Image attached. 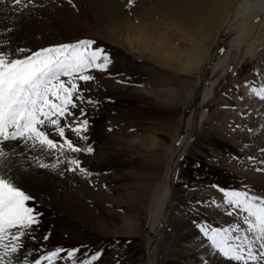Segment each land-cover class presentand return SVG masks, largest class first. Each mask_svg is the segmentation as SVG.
<instances>
[{"label": "rangeland", "instance_id": "1", "mask_svg": "<svg viewBox=\"0 0 264 264\" xmlns=\"http://www.w3.org/2000/svg\"><path fill=\"white\" fill-rule=\"evenodd\" d=\"M214 1L38 0L40 7L23 12L11 0L0 3V45L34 51L88 38L110 56L106 71L90 70L95 79L81 83L90 126L87 143H78L93 152L74 155L90 175L67 171L66 164L52 167L48 153L19 141L5 148L15 155L0 157V174L33 196L30 203L41 214L35 240H25L27 249L44 254L80 247L89 255L102 252L94 264H148L152 237L154 264H233L203 232L236 223L246 227L240 216L229 215L233 209L220 189L246 188L264 196V99L256 95L264 89V44L256 58L214 74L212 65L232 35L223 33L213 46L211 24L198 19L232 0ZM130 17H139L150 41L144 55L129 49L124 32ZM187 46L201 54L210 50L212 57L199 70L185 69V53L178 64L170 54ZM218 77L213 97L199 108L203 89ZM89 98L98 103H87ZM191 114V141L175 167L163 225L155 234L150 222L156 200L167 187L168 167Z\"/></svg>", "mask_w": 264, "mask_h": 264}, {"label": "snow or ice", "instance_id": "2", "mask_svg": "<svg viewBox=\"0 0 264 264\" xmlns=\"http://www.w3.org/2000/svg\"><path fill=\"white\" fill-rule=\"evenodd\" d=\"M11 3L20 12L41 6L38 0H11ZM131 3L133 0H129ZM96 45L95 40L88 38L34 51L23 48L13 51L8 42L0 45V157L7 160L9 155H15L14 150L6 152L5 148L8 142L19 141L48 153L54 161L52 167L66 164L67 171L90 175L74 154L93 152L92 146L81 147L78 141L87 143L90 126L82 106L87 90L81 88V83L95 79L87 74L90 70L106 71L110 63L109 54ZM256 95L264 99V89ZM86 102L98 103L90 98ZM49 128L52 133L47 131ZM260 163L264 165V161ZM40 166L46 168L49 164ZM220 191L224 202L233 209L229 215L240 216L246 227L240 223L227 228L207 227L203 234L217 253L233 264H264V196L246 188ZM34 200L0 174V264H63L65 260L72 264H94L101 258L100 250L89 255L80 247H56L44 254L27 249L25 240H35L33 231L40 222L41 214L30 203ZM77 254L84 258L78 260Z\"/></svg>", "mask_w": 264, "mask_h": 264}, {"label": "bare ground", "instance_id": "3", "mask_svg": "<svg viewBox=\"0 0 264 264\" xmlns=\"http://www.w3.org/2000/svg\"><path fill=\"white\" fill-rule=\"evenodd\" d=\"M214 2L217 3L218 1L216 2L215 0ZM225 4L224 8L221 7L222 5L219 3L218 6L216 4L213 5L212 11H210L209 8L210 12H204L203 14L205 15L201 14L202 16H199L200 18L198 19V21H201V18H204V21L207 19L205 24L207 25V22L208 24H211L210 27L212 31L215 32L213 46L217 44V41H219L223 33H229L232 35V39L229 41L228 48L226 49L224 55L212 65L214 74L218 72H221V74H226L229 69L236 70L244 63L245 60L256 58L258 51L264 44V35L262 33L264 28V0H232L230 6L229 4L228 6ZM138 19L139 17H137L135 21H132V18L126 19V23L129 24L128 26H125L127 29L124 33L127 35V41L130 46L129 49L135 53L144 55L146 49L149 47L150 41L145 39L144 29L142 28L141 24L138 23ZM178 49L179 50L177 52L173 51L170 54V57L172 56L178 64V62L180 63L181 61V54L185 53V61L183 62L186 64L183 65V67L188 70L194 68L199 70L198 68H202V66H204L212 57V52L210 50H207L205 53L201 54L197 49H193V47L187 46L185 48ZM218 81L219 77L215 78L210 85L203 89L198 105L199 108H202L213 97L214 87ZM205 112V110L202 111L200 115V121L204 119L206 115ZM194 115H190L187 122V133L183 136L181 143L175 152L174 159L170 162L168 167L166 175L167 187L161 191V194L158 195L159 197L156 200V209L153 213L152 221L150 222V231L154 232L155 234L158 232V228L163 222L164 211H166L167 204L171 197L170 184L175 176V167L183 151L191 141L192 130L196 121ZM153 241L154 238L152 237H150L148 240V264H154Z\"/></svg>", "mask_w": 264, "mask_h": 264}, {"label": "water", "instance_id": "4", "mask_svg": "<svg viewBox=\"0 0 264 264\" xmlns=\"http://www.w3.org/2000/svg\"><path fill=\"white\" fill-rule=\"evenodd\" d=\"M196 112H197V109H196ZM161 225H163V222H162V224ZM161 230V228L159 227V229H158V232Z\"/></svg>", "mask_w": 264, "mask_h": 264}]
</instances>
